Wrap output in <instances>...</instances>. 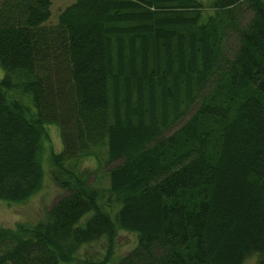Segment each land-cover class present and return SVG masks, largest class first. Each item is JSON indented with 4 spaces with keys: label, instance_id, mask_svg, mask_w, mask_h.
Returning a JSON list of instances; mask_svg holds the SVG:
<instances>
[{
    "label": "trees",
    "instance_id": "trees-1",
    "mask_svg": "<svg viewBox=\"0 0 264 264\" xmlns=\"http://www.w3.org/2000/svg\"><path fill=\"white\" fill-rule=\"evenodd\" d=\"M50 4L0 0V200L41 188L48 125L63 191L0 224V264L98 240L82 263L107 264L119 230L136 241L113 264H264V0H74L54 22Z\"/></svg>",
    "mask_w": 264,
    "mask_h": 264
},
{
    "label": "rangeland",
    "instance_id": "rangeland-1",
    "mask_svg": "<svg viewBox=\"0 0 264 264\" xmlns=\"http://www.w3.org/2000/svg\"><path fill=\"white\" fill-rule=\"evenodd\" d=\"M74 0H51L50 4V21H55L58 12ZM202 3L203 7L208 6L211 0H198ZM206 8L205 12H208ZM3 71L0 68V78ZM48 138L43 142V150L41 160L45 169V176L41 188L29 197L24 202L9 203L0 200V224L5 227H14L17 223L33 224L38 219H41L45 214L48 207L63 193L58 187L55 186L47 175L48 163L47 158L49 152L58 151L61 147V142L58 134V129L55 126L48 125L46 127ZM104 155L99 153V156ZM84 165L96 170V175L100 176L101 184L107 185L106 177L102 174L104 164H97L95 157L87 158L83 161ZM92 179V177H90ZM136 238L134 233L119 230L114 238L111 254L107 264H113L120 256L127 253L135 244ZM105 253V245L102 240L83 244L79 247L76 258L77 263L83 264L82 261L89 260L96 262L102 258ZM75 261V260H74ZM242 264H257L254 255L248 257Z\"/></svg>",
    "mask_w": 264,
    "mask_h": 264
}]
</instances>
